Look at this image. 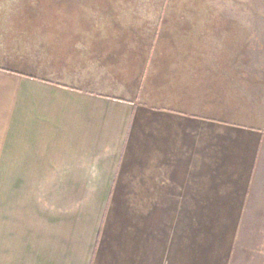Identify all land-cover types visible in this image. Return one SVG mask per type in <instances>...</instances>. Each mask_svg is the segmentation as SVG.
Instances as JSON below:
<instances>
[{
  "label": "crops",
  "instance_id": "1",
  "mask_svg": "<svg viewBox=\"0 0 264 264\" xmlns=\"http://www.w3.org/2000/svg\"><path fill=\"white\" fill-rule=\"evenodd\" d=\"M208 3L0 0V264L264 243V21Z\"/></svg>",
  "mask_w": 264,
  "mask_h": 264
},
{
  "label": "rangeland",
  "instance_id": "2",
  "mask_svg": "<svg viewBox=\"0 0 264 264\" xmlns=\"http://www.w3.org/2000/svg\"><path fill=\"white\" fill-rule=\"evenodd\" d=\"M209 8L235 9L255 12V20L264 21V0H207ZM258 16H263L259 18ZM254 20L253 18H250ZM260 24L259 22H257ZM243 256L240 255L238 264H264V243H245Z\"/></svg>",
  "mask_w": 264,
  "mask_h": 264
}]
</instances>
